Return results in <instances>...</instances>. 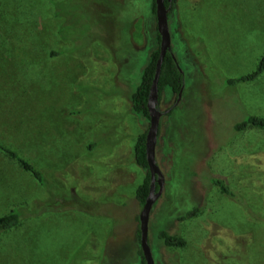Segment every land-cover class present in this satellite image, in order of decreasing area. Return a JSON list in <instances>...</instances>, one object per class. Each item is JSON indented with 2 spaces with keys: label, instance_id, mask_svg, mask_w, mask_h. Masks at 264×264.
I'll list each match as a JSON object with an SVG mask.
<instances>
[{
  "label": "rangeland",
  "instance_id": "1",
  "mask_svg": "<svg viewBox=\"0 0 264 264\" xmlns=\"http://www.w3.org/2000/svg\"><path fill=\"white\" fill-rule=\"evenodd\" d=\"M50 1L0 0V143L37 166L73 205L24 215L1 233L0 264H139L135 190L146 171L133 148L148 121L131 111L129 95L158 45L151 0L104 1L106 20L89 10L88 34L97 42L82 47L76 28L61 36L64 18L53 16ZM167 23L184 76L180 101L173 107L177 95L163 89L157 106L173 111L160 117L155 145L163 186L148 221L154 264H264V225L209 183L222 177L251 212L264 213V133L232 132L244 115H264V73L222 86L264 54V0H173ZM47 198L0 155V216ZM159 230L184 247H163Z\"/></svg>",
  "mask_w": 264,
  "mask_h": 264
},
{
  "label": "trees",
  "instance_id": "2",
  "mask_svg": "<svg viewBox=\"0 0 264 264\" xmlns=\"http://www.w3.org/2000/svg\"><path fill=\"white\" fill-rule=\"evenodd\" d=\"M106 3L107 0H92V4L90 3L91 0H82L78 2V0H68L64 1L60 5L55 3L54 1H50L49 5L51 7V11L53 16L64 18V24L60 28L61 36L64 34V31L69 30L74 31L76 28V37L82 45L86 46L88 40L92 39L93 42H97V40L88 34V27L90 26L91 20L89 19V10L94 11L96 17L98 16L100 20H104L105 17L107 19L108 15L107 12H100V5ZM172 1L164 0V5L170 11L172 10ZM71 5V6H70ZM69 6V7H68ZM108 7V6H107ZM79 9L86 10L85 12H79ZM154 0H151L150 4V12L154 15ZM168 10V11H169ZM6 16L5 13L1 12L0 16ZM168 16V14H167ZM105 19V20H106ZM75 20V21H74ZM75 22V23H74ZM8 35H11L12 32H6ZM156 33V42L157 47L150 51L147 59V63L141 71L140 81L134 87L133 91H131L129 95V101L131 106V111L135 115H139L148 121V114L146 109L147 97L149 93V88L151 82L153 80V76L155 73V65L158 59V48H159V36ZM66 35V34H65ZM71 35L68 34L64 37V40L69 41ZM99 42V41H98ZM75 47H72L70 50H67L66 53L71 54L74 52ZM62 52L61 51H52L49 55L50 57L58 56ZM195 56H198V53H194ZM172 53H166L160 69V74L158 78V99H160L161 92L163 89H169L171 92L175 93L176 95L180 91L183 86V73L179 72L177 68V63L174 58L172 57ZM174 58V60H173ZM201 65H206V63H201ZM264 73V54L259 57L255 68L250 71L249 73L238 75L233 78H225L222 81V86L224 88H235L241 84H250L256 81L260 76ZM182 91V90H181ZM177 98V96H176ZM173 111V108H170L169 113ZM247 128H255L261 130L264 133V115L262 116H255V115H244L238 122L233 125L232 132L233 133H240ZM134 154V162L136 166L146 171L145 177L143 181L137 186L135 190V199L138 204L142 207L144 204L145 198L148 194L149 190V176L147 172V164L145 158V133L139 135L134 143L133 148ZM0 155L7 158L9 161L14 162L17 167L23 171L24 173L28 174L31 179L44 191L47 192L48 198L45 201L36 202L34 204L28 205L25 209L13 207L11 208L6 214L0 216V235L4 232H9L17 227L20 226V221L24 215L29 216H38L43 212H51V213H61L72 208V198L69 194L59 190L54 185L49 183L46 178L44 177L41 170L35 166L34 164L30 163L27 159L23 158L18 151L3 145L0 143ZM209 183H211L214 187L218 189V191L236 203L244 212L245 217L254 222H258L264 225V213L258 214V216L251 212L249 207L244 202L243 198L240 196L238 192L233 191L228 184L226 183L225 179L219 176L211 177L209 179ZM157 188V187H156ZM198 211L197 208L192 209L191 211L185 213L184 216L179 217L178 221H184L187 218L195 215ZM138 220V218H137ZM136 241L139 240V231L137 228L136 231ZM156 240H158L163 247L166 248H182L184 247V242L173 235L168 234L165 230H159L157 235L155 236ZM148 241V239H147ZM139 245V244H138ZM140 256V263L144 264V261L141 256L140 250L137 252Z\"/></svg>",
  "mask_w": 264,
  "mask_h": 264
},
{
  "label": "water",
  "instance_id": "3",
  "mask_svg": "<svg viewBox=\"0 0 264 264\" xmlns=\"http://www.w3.org/2000/svg\"><path fill=\"white\" fill-rule=\"evenodd\" d=\"M170 2V0H168ZM154 16L156 23V31L159 36V52L155 65V73L151 82L147 97L146 109L148 114V128L145 133V158L147 164V172L149 176V190L145 198L144 204L138 214V231H139V250L141 252L144 264H154L151 251L147 241L148 221L151 209L162 192L163 176L155 162V145L159 128V120L164 113L159 112L158 106V78L160 74L161 64L166 53L171 52L170 34L167 23L168 8L164 5V0H154ZM173 57V56H172ZM174 60V58H173ZM175 61V60H174ZM179 72L181 70L177 66ZM182 73V72H181ZM183 88V86H182ZM177 94L173 107L180 101L181 90ZM157 187V188H156Z\"/></svg>",
  "mask_w": 264,
  "mask_h": 264
}]
</instances>
